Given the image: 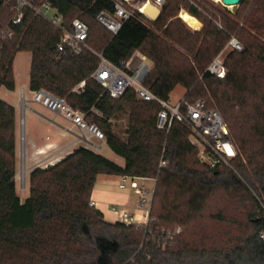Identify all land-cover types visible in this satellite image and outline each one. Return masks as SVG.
<instances>
[{"label": "trees", "instance_id": "16d2710c", "mask_svg": "<svg viewBox=\"0 0 264 264\" xmlns=\"http://www.w3.org/2000/svg\"><path fill=\"white\" fill-rule=\"evenodd\" d=\"M48 1L63 25L69 27L75 18L88 25L89 49L79 54L58 50L61 31L48 19L26 8L21 22L14 24L11 5L0 0V87L14 89V57L28 51L29 89L65 97L84 112L87 121L102 129L107 146L123 165L80 145L53 165L33 168L28 195L21 201L13 179L15 110L0 98V264H264V219L252 213V230L227 250L211 237H189L185 227L201 216L218 189L249 187L264 201V19L257 14L258 5L241 26L220 13V30L189 2L164 0L155 21L131 9L113 34L96 15H113L114 0ZM41 4L33 0L35 7ZM180 6L202 19L200 30H187L178 18L165 26ZM233 32L243 49L225 55L226 75L217 78L206 68ZM133 51L154 63L144 81L153 94L168 100L180 85L186 89L185 101L201 99L205 108L216 109L242 156L230 158V166L209 168L199 160L185 124L173 120L168 132L156 127L158 103L136 100L131 89L110 97L92 77L98 54L119 64ZM81 81L84 85L75 89ZM123 108L128 122L120 137L109 119ZM99 174L155 178L148 227L155 235L157 229L175 226H182L180 232L165 245L153 236L142 243L140 226L103 220L88 204ZM253 202L258 206L256 199Z\"/></svg>", "mask_w": 264, "mask_h": 264}, {"label": "built area", "instance_id": "2783aa9c", "mask_svg": "<svg viewBox=\"0 0 264 264\" xmlns=\"http://www.w3.org/2000/svg\"><path fill=\"white\" fill-rule=\"evenodd\" d=\"M2 1L11 5L12 22L14 24L21 22L26 8H30L36 14L48 19L61 31L60 40L56 44L58 50L69 48L73 53L79 54L83 49H89L85 42L89 30L88 25L77 18L72 20L69 27L63 25L61 17L53 13L48 0H42L40 8L33 5V0ZM127 1L114 0L113 15L101 11L97 13L96 21L115 34L120 29L123 21L127 20L132 14V11L125 6ZM163 2L164 0H144L138 6H135V9L138 10L143 3H152L161 8ZM194 6L196 5L194 4ZM233 50H242V45L234 35H230L206 70L217 78H224L227 72L224 57ZM98 56L100 61L92 77L105 89L108 95L112 98H119L128 89H131L136 100L158 103L156 127L168 132L173 120L185 124L190 130L189 139L198 148V158L202 163L209 168H214L219 163H228V160L236 155V149L229 137L226 125L216 109L205 108L201 99L187 102L185 96L176 105H170L168 100L158 98L144 85V81L152 67L150 60L144 54L133 51L126 60L121 61L119 64L110 62L100 54ZM83 85L84 81H81L75 89L81 88ZM21 99L25 101L23 91H21ZM30 100L48 111L60 115L77 130L79 139L85 141L86 147L89 146L99 150L104 144L105 135L98 124L87 121L86 114L72 107L65 97L56 96L40 88L31 90ZM91 111L98 114L95 108H92ZM165 164L166 161L161 159L160 165ZM152 179L154 184L148 187L144 182L145 178L122 175V180L124 182L128 181L130 187L138 195L137 208L144 211L146 216L144 221H139L134 215L121 209L118 210V220L125 225L136 224L140 226L144 230L142 243L148 236H153L158 241L162 240L163 245H165L174 239L175 235L180 232V228L157 229L158 233L155 235L148 227L155 187V178ZM88 204L92 207L95 205L93 200H89ZM261 237L264 238V231L261 233Z\"/></svg>", "mask_w": 264, "mask_h": 264}, {"label": "rangeland", "instance_id": "374dc122", "mask_svg": "<svg viewBox=\"0 0 264 264\" xmlns=\"http://www.w3.org/2000/svg\"><path fill=\"white\" fill-rule=\"evenodd\" d=\"M144 0H128L125 3V6L128 9H135V6H138ZM189 2L191 5H196L198 12L201 16L212 21L220 30H223L222 24L219 21L220 13L228 15L234 22L238 23L239 26L243 24V19L246 16H250L254 12V5L257 4V14L262 16L264 19V0H243L234 6H225L221 3V0H183ZM195 6V7H196ZM186 12L191 15L184 7L180 6L178 9L177 15L171 17L167 20L165 26L175 18L180 19L184 27L187 30L193 32L200 30L203 27V21L201 18L191 15L197 18L200 22V26L193 28L189 26L181 17L180 13ZM148 19V18H147ZM148 21H155L150 20ZM159 33V32H158ZM235 35V33H231ZM240 42V40H239ZM243 49V44L240 42ZM242 51V50H240ZM152 66L154 63L150 60ZM31 63V54L26 51H19L13 62V69L16 77V83L19 86L20 74L22 71L25 72V76L28 77ZM186 94V89L180 85L175 86L172 92L169 95L168 103L170 105H176ZM2 93H0V98ZM32 107L36 113H43L47 117L56 116L58 120L64 122L65 120L58 114L48 111L47 109L41 107L40 105L34 102H27L21 110L19 105H16V145L17 152L19 151L20 145V133H21V118L25 120L29 113H34L28 108ZM100 115V114H97ZM111 130L117 136L124 137L125 129L128 122V110L123 108L117 110L111 119ZM67 122V121H65ZM68 123V122H67ZM69 124V123H68ZM234 144V142H233ZM236 149V155H241L238 147L234 144ZM87 148L93 149L89 146ZM100 154L110 160H119L117 155L109 149L106 142L98 150ZM235 155V156H236ZM242 156V155H241ZM230 166V164L226 163ZM18 170L14 175V183L16 190L20 197V200L23 201L25 196L28 195V177L25 172L20 169V160L18 158L17 167ZM147 184L151 185V181H145ZM248 191V193H247ZM247 191L244 189H230L229 191H224L223 189H218L215 194L210 198L208 203L205 205L203 213L197 219L189 222L185 226L187 227L188 236L191 238L200 239L202 237H211V241L217 242L218 245L224 247V250H227L234 246V244L239 243L242 239L252 230V226L249 223V215L252 213L257 218L264 219V201L248 187ZM249 193L252 195H249ZM256 199L258 206L255 207L253 199ZM218 217H223L221 222H218L220 219ZM178 226L173 227L175 229ZM182 228V226H180ZM179 227V228H180ZM180 228V229H181ZM206 241V240H205Z\"/></svg>", "mask_w": 264, "mask_h": 264}, {"label": "crops", "instance_id": "0c3cea01", "mask_svg": "<svg viewBox=\"0 0 264 264\" xmlns=\"http://www.w3.org/2000/svg\"><path fill=\"white\" fill-rule=\"evenodd\" d=\"M20 76L21 80L18 87L14 73V89L8 90L2 86L0 87V93H2L1 99L11 104L15 110V172L18 170L16 167L19 158L20 169L29 177V173L33 168H44L55 164L70 154L76 147L85 146V141L79 139L77 130L67 122L58 120L56 116L51 118L43 113H36L32 107H29L28 109L34 113H29L25 120L22 118L20 120V145L17 152L16 105H19L22 110L25 103L32 102L30 100L29 75L26 77L25 72L22 71ZM21 91L24 92L25 101L21 99ZM94 151L99 153L98 150ZM117 157L119 160L115 159L113 161L123 165V159L118 155ZM145 181H151V185ZM145 181L148 187L154 184L152 178H145ZM122 184L123 186H121ZM90 200L94 201V208L102 214L103 220L118 222V210L121 209L134 215L139 221L145 220V212L137 208L138 195L130 187L128 181L124 182L122 180V175L99 174L94 182Z\"/></svg>", "mask_w": 264, "mask_h": 264}, {"label": "water", "instance_id": "95a60500", "mask_svg": "<svg viewBox=\"0 0 264 264\" xmlns=\"http://www.w3.org/2000/svg\"><path fill=\"white\" fill-rule=\"evenodd\" d=\"M241 0H221V3L225 6H234L238 4ZM160 8L152 3H143L139 6L138 12L144 17L155 20L160 14Z\"/></svg>", "mask_w": 264, "mask_h": 264}, {"label": "bare ground", "instance_id": "6f19581e", "mask_svg": "<svg viewBox=\"0 0 264 264\" xmlns=\"http://www.w3.org/2000/svg\"><path fill=\"white\" fill-rule=\"evenodd\" d=\"M180 17L191 27L197 28L200 26V22L195 17L189 15L186 12H181Z\"/></svg>", "mask_w": 264, "mask_h": 264}]
</instances>
